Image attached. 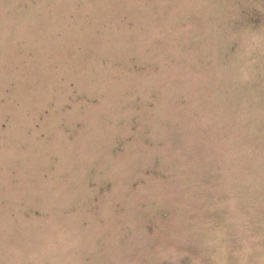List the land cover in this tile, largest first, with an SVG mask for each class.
I'll return each instance as SVG.
<instances>
[{
    "label": "rangeland",
    "instance_id": "obj_1",
    "mask_svg": "<svg viewBox=\"0 0 264 264\" xmlns=\"http://www.w3.org/2000/svg\"><path fill=\"white\" fill-rule=\"evenodd\" d=\"M250 5L0 0V264H264Z\"/></svg>",
    "mask_w": 264,
    "mask_h": 264
},
{
    "label": "flooded vegetation",
    "instance_id": "obj_2",
    "mask_svg": "<svg viewBox=\"0 0 264 264\" xmlns=\"http://www.w3.org/2000/svg\"><path fill=\"white\" fill-rule=\"evenodd\" d=\"M262 11V15H261ZM264 10L261 9V6L259 7L258 5H250L244 8V10H241L242 13V18L244 22L246 23L247 26H255L257 27L258 24H261L262 20L264 19ZM71 106H66V108H70ZM48 113V111H46ZM5 126V124H3ZM116 152H120V148H117ZM153 225L148 226V228L151 229ZM190 263V258L189 257H184L182 260V263L180 264H189ZM167 264V263H165Z\"/></svg>",
    "mask_w": 264,
    "mask_h": 264
}]
</instances>
